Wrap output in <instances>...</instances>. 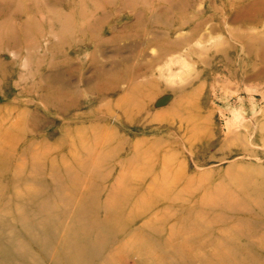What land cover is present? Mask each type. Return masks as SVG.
<instances>
[{"label": "rangeland", "instance_id": "1", "mask_svg": "<svg viewBox=\"0 0 264 264\" xmlns=\"http://www.w3.org/2000/svg\"><path fill=\"white\" fill-rule=\"evenodd\" d=\"M0 107L25 139L106 124L171 150L179 112L208 133L181 154L187 174L224 168L204 158L225 133L248 143L264 123V0H0ZM127 143L106 175L1 157L0 264H264V204L117 184Z\"/></svg>", "mask_w": 264, "mask_h": 264}, {"label": "bare ground", "instance_id": "2", "mask_svg": "<svg viewBox=\"0 0 264 264\" xmlns=\"http://www.w3.org/2000/svg\"><path fill=\"white\" fill-rule=\"evenodd\" d=\"M173 116L178 124L176 134L180 143L177 149L181 153L167 148L166 142L160 137L144 141L130 140V143L121 137L115 142L110 138L106 124L98 127L77 126L71 133L64 131L60 138L52 143L40 138L25 139L24 126L21 123H12L8 109L0 107V158L10 156L11 160L16 162L22 153H32L59 162L66 167L82 168L81 170L89 175H93L97 170L106 175L113 167L115 156L127 143L129 156L113 171L112 177L117 184L125 180L158 179L163 176L172 179L177 186L183 187V191L190 194V198H194L195 194L204 199L212 196L220 197L225 196L221 194L225 191L231 194L230 201L239 200L236 194L243 197L246 202L264 204V149L254 153L250 148L255 144L264 145V123L253 136L251 135L248 143H245L246 138L244 139L239 130L231 128L225 133L217 143V151L220 155L204 158L220 163L228 161L224 168L187 174L182 167L181 154L187 152L191 156L194 155L197 134H205L206 138L208 133H205L192 119H183L179 112H174ZM82 132L87 136L76 139L74 135ZM95 132L99 135L94 134ZM36 147H40L39 152H36Z\"/></svg>", "mask_w": 264, "mask_h": 264}]
</instances>
